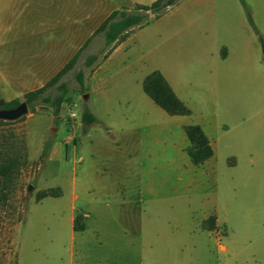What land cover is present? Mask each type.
I'll return each instance as SVG.
<instances>
[{
	"label": "rangeland",
	"instance_id": "374dc122",
	"mask_svg": "<svg viewBox=\"0 0 264 264\" xmlns=\"http://www.w3.org/2000/svg\"><path fill=\"white\" fill-rule=\"evenodd\" d=\"M68 1L0 0V42L31 39L41 15ZM73 1L92 8L94 0ZM152 1L102 0L100 7ZM147 14L128 32L127 51L107 63L103 82L99 65L117 43L104 46L101 33L91 39L59 79L69 100L57 116L42 103L0 122V167L10 165L0 174V264H69L73 189L75 205L87 202L92 216L99 198L125 200L110 208L136 245L112 252L117 262L264 264V0H176ZM90 53L98 57L86 65ZM153 70L189 114L170 115L143 92ZM2 73L0 64V100L22 101L31 89L13 93ZM84 104L92 123L81 121ZM193 123L213 149L200 164L186 152L184 126ZM50 187L60 195L35 200Z\"/></svg>",
	"mask_w": 264,
	"mask_h": 264
},
{
	"label": "crops",
	"instance_id": "0c3cea01",
	"mask_svg": "<svg viewBox=\"0 0 264 264\" xmlns=\"http://www.w3.org/2000/svg\"><path fill=\"white\" fill-rule=\"evenodd\" d=\"M52 1L55 3V0ZM101 4L102 0H94L92 8H87L83 7L84 5L79 6L78 1L69 0L67 3H61L58 9L52 8V12L41 15L39 21L41 30L35 32L31 39L22 43L14 37L0 42V64L4 69L2 76L5 83L12 87L13 93L22 92L25 89L32 90L34 86L43 85L90 37L84 48L87 46L95 36L92 33L98 25L112 10L119 9L102 8ZM38 5L42 6V1ZM131 29L126 32L122 40L112 43H117V45L109 53L105 62L99 65V81L103 82L104 68L107 63L111 65V61L118 59L127 51L125 48L126 45L129 46L128 39L131 33L128 34V32ZM170 88L172 89L171 86ZM72 192V211L68 217L70 222L69 264H134V262L131 263L129 257L127 260L117 262L111 254L120 248L129 253L136 245L134 231L130 230L129 226L118 224L119 218L110 208L112 204L125 203V200L109 201L99 198L94 205L96 208L92 216L90 212L84 211L88 206L87 202L75 205L79 196L74 189ZM78 214L83 219L82 230L73 229V221ZM124 217L128 220L130 214L126 213Z\"/></svg>",
	"mask_w": 264,
	"mask_h": 264
},
{
	"label": "trees",
	"instance_id": "16d2710c",
	"mask_svg": "<svg viewBox=\"0 0 264 264\" xmlns=\"http://www.w3.org/2000/svg\"><path fill=\"white\" fill-rule=\"evenodd\" d=\"M176 0H153L150 4H135L134 9H114L107 17L98 25L93 31L92 35L101 33L104 41V46H109L115 41L122 40L125 37L126 32L136 26H139L147 13L157 15L167 6L173 4ZM252 23V21L250 20ZM91 35V36H92ZM87 41L72 55V57L43 85L32 90H28L23 93V100L27 104V107L32 110L35 105L46 103L53 107V113L55 116L60 111L61 104L69 100L68 88L64 81H59L61 75L69 70L74 64L80 51ZM261 45L262 56L264 59V39L259 36ZM98 57L97 53H90L87 55L85 64L90 65ZM79 84L83 85V72L78 70L76 73ZM56 83V84H55ZM55 84L57 93L52 95L48 88ZM142 89L145 94L161 109L170 115H186L189 114V109L184 103L175 95L170 88L162 74L158 70H153L147 74L142 81ZM21 100L13 98L4 101L2 107H13L19 104ZM1 107V106H0ZM96 120L95 115L90 111L89 107L84 104L81 121L83 123H92ZM4 120L0 119V122ZM57 123V119H54ZM184 133L188 140V146L186 152L190 161L193 164H200L208 159L213 151L210 146L209 140L201 127L197 124H187L184 126ZM50 147V141H47L41 149L39 160L43 162L48 155V149ZM10 169V165L6 164L0 167L1 176H5ZM60 195V189L58 187H50L40 189L35 194V200L39 201L46 196H58ZM81 216L78 214L75 216L73 223L74 230H82L83 223L78 224L77 220Z\"/></svg>",
	"mask_w": 264,
	"mask_h": 264
},
{
	"label": "water",
	"instance_id": "95a60500",
	"mask_svg": "<svg viewBox=\"0 0 264 264\" xmlns=\"http://www.w3.org/2000/svg\"><path fill=\"white\" fill-rule=\"evenodd\" d=\"M84 98H86V95H84ZM3 103L4 101L0 100V119L2 120H15L28 111V107L25 101H21L19 104L13 107H2ZM31 188V185L27 186L28 191Z\"/></svg>",
	"mask_w": 264,
	"mask_h": 264
}]
</instances>
